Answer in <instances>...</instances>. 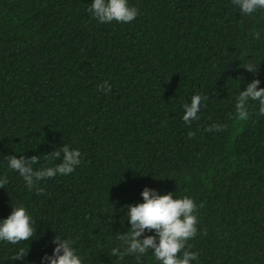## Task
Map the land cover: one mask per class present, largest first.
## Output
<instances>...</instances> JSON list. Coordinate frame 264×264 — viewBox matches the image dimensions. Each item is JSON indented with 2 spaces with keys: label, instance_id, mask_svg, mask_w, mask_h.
<instances>
[{
  "label": "trees",
  "instance_id": "trees-1",
  "mask_svg": "<svg viewBox=\"0 0 264 264\" xmlns=\"http://www.w3.org/2000/svg\"><path fill=\"white\" fill-rule=\"evenodd\" d=\"M90 3L0 0V174L9 181L0 219L23 204L37 225L35 238L0 242V264H40L56 235L73 239L85 264H158L151 250L139 262L109 255L145 186L194 200L187 245L199 264H264V118L254 103L248 120L234 108L239 87H264V40L252 38L264 36V11L129 0L139 10L132 22L101 24ZM195 93L208 100L186 125L181 105ZM213 123L223 127L208 131ZM62 144L79 148L81 163L39 182L42 193L6 167L9 154L53 166L48 153ZM18 248L28 249L23 261L13 260Z\"/></svg>",
  "mask_w": 264,
  "mask_h": 264
},
{
  "label": "clouds",
  "instance_id": "clouds-1",
  "mask_svg": "<svg viewBox=\"0 0 264 264\" xmlns=\"http://www.w3.org/2000/svg\"><path fill=\"white\" fill-rule=\"evenodd\" d=\"M243 16H251L258 11H264V0H231ZM88 11L98 23H130L138 15L137 7L131 5L129 0H91ZM254 40H264L261 31L252 33ZM250 72H255L257 65L249 62L244 67ZM261 81L252 79L246 83L243 90H238L234 96L235 114L240 120L250 117L249 105L257 106L256 116L264 118V87H258ZM104 92L111 91L112 85L103 81L98 85ZM208 96L195 93L189 102L182 103L183 114L181 119L186 125L198 120V114L204 107ZM223 126L211 124L208 131H219ZM189 137L194 133L189 131ZM48 159L60 162L53 166L34 167L37 156L19 158L15 154L7 155V169L16 172L22 178L28 190L35 189L39 182L57 175H69L80 165L82 153L79 148L70 147L68 144L56 148L48 153ZM9 183L8 178L0 174V188H5ZM142 202L125 206L124 217L130 227L126 233L117 231L114 238L118 243L110 248L109 255L116 260H123L126 256H133L139 262L140 258L151 250V256L158 264H199L198 254L190 251L187 241L197 235L198 216L197 205L189 196L176 197L172 192L158 193L157 190L145 186L140 193ZM10 214L0 219V242L18 245L21 241L35 238L37 225L32 215L23 204L11 205ZM114 210V206H113ZM123 210V209H122ZM154 230L152 235L145 232ZM52 243V253H45L40 264H85L84 256L75 247L71 238L56 235ZM28 249L18 248L13 260L23 261Z\"/></svg>",
  "mask_w": 264,
  "mask_h": 264
}]
</instances>
